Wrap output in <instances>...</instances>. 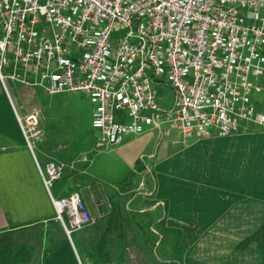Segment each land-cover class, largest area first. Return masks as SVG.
<instances>
[{"label":"built area","instance_id":"built-area-1","mask_svg":"<svg viewBox=\"0 0 264 264\" xmlns=\"http://www.w3.org/2000/svg\"><path fill=\"white\" fill-rule=\"evenodd\" d=\"M117 29L125 31L113 49ZM6 81L47 95L83 92L96 147L147 127L165 133L164 124L182 145L264 127L251 98L264 91V0H0L5 92ZM161 85L173 92L168 108L157 101ZM15 116L25 138L39 132L34 113L23 123ZM40 175L48 190L62 165L49 161ZM51 202L67 237L95 220L77 190ZM126 245L118 264H137Z\"/></svg>","mask_w":264,"mask_h":264},{"label":"crops","instance_id":"crops-1","mask_svg":"<svg viewBox=\"0 0 264 264\" xmlns=\"http://www.w3.org/2000/svg\"><path fill=\"white\" fill-rule=\"evenodd\" d=\"M10 84L16 91L14 99L17 103L21 100L18 106L21 114L12 107L9 95H6L7 102L0 90V234L5 236V231L37 223L49 244V238L60 231L51 198L58 199L77 190L84 201L85 189L89 198L93 194L96 199L108 201L105 198L108 195L113 201L123 197L127 188L119 189L120 184L107 187L97 165L91 166L89 152L97 149V131L90 127L91 107L87 118L95 139L92 142L90 137L87 140L83 137L80 141L71 135V123L44 117L45 113L32 97L51 95L23 85L18 90V84ZM263 93L251 94L258 110H264ZM85 98L88 100L86 95ZM30 113L36 115L39 132L25 138L15 115L23 123V118ZM153 130L157 129L147 127L141 133L127 134L114 146L135 148L123 158L124 164L135 170L142 167V171L147 169L151 173L153 184L143 190L145 200L150 209H160L158 214L153 210L147 213L158 217L151 220H160V229L172 227L190 234L182 249L180 264H264V127L248 124L245 132L189 140L179 149L181 156L158 169H153L157 162L143 167L136 160L143 158V151L151 144ZM163 159L166 157L160 161ZM49 161L62 165V175L47 190L40 170ZM156 202L162 205L156 206ZM119 203L122 206L121 200ZM76 230L69 237L64 234L65 238L57 239L46 251L40 252L37 261L21 255L20 262H89L83 248H79ZM140 252L136 248L138 264H154L158 260L148 258V261ZM121 254H124L122 249H112L109 258L115 260L112 255ZM18 263L17 257L13 264Z\"/></svg>","mask_w":264,"mask_h":264},{"label":"rangeland","instance_id":"rangeland-1","mask_svg":"<svg viewBox=\"0 0 264 264\" xmlns=\"http://www.w3.org/2000/svg\"><path fill=\"white\" fill-rule=\"evenodd\" d=\"M124 31L125 29H117L112 31L110 40L113 49L115 48L117 39L122 36ZM146 73L149 74L148 69L146 70ZM18 86V90H20L22 86L20 84H18ZM5 87L6 92L3 91L2 87H0L1 92L5 96L7 102L8 99L6 95H9L12 107L18 114H21V110L18 108L21 100H18L17 103V100L14 99V94L16 91L11 88L12 86L9 81L5 82ZM155 92L159 104L162 105L163 108H168L172 101L173 92L171 88H169L167 85H161L155 88ZM259 96H261V94ZM259 96L256 95V98ZM32 97H34L33 101L40 106V111L45 113L44 117L57 118L63 120L65 123H71V135L77 140L81 141L83 137L84 140H87L90 137L91 141H94L96 134L90 130L89 121L87 118V110L89 107H91V104L89 100H86L85 94L83 92L65 91L51 96L37 94L36 96L33 95ZM27 102L30 104L31 101L29 100ZM74 121L79 122L80 125L77 126L73 123ZM163 127L166 128L165 133H160L157 130L152 131V142L149 146H147V148H145V151H143L144 153L141 155L143 158H136L139 165L141 163L143 167H147L150 166L151 163L157 162L156 165L153 166V169H158L165 166L166 164H169L170 162H173L176 157L182 155L179 154V149L183 148L184 146L180 144V132L173 125L164 124ZM78 128L79 131H77ZM132 149L135 150V148L131 147L126 149L124 146L118 149L113 145L110 147H97L94 152H89L91 166L97 165L99 172L103 176L105 185L110 187L120 184L118 185L119 189L126 186L127 193L124 194L123 197H118L113 201L112 197L107 195L108 197L106 196L105 198H107L108 201H102L101 199H96L93 194L92 197L89 198L88 193L85 191V189H83V193L85 195L87 194L84 203L90 214L95 216V220L93 223L88 225V229H84V227H82L76 230V235L80 237V242L78 244L79 248H88L87 246L90 241L94 242L93 236L95 232H100V228L97 226V224H103V220L107 218L113 208L116 214H118L117 220L119 226L116 224V226H114L110 231L106 232L103 239L106 243V246H108L107 248H114V250H116V248H123L124 250L126 244L131 246L133 244V246L135 245V248H139V250H141V257L143 256L148 261V258L151 260L158 259L157 261L154 260V264H178L181 256L180 250L185 248V244L190 239V234L180 230L181 233L179 237H167L166 242L162 243L161 240L159 241L160 238L158 237L159 233H162L163 231V229H160L159 223L156 222L157 227L154 226L157 232L149 230V226L154 224L153 220L157 219L158 217L156 218V215L154 214L152 217L147 214L153 209H150L148 202L145 200L143 190H148L152 186L153 179L151 173L147 169L142 171V167H138L135 170L127 167L124 164L123 158L131 153ZM126 151L128 153H126ZM164 157H166V159L160 161ZM124 178L125 180L121 181ZM140 182L142 184L141 187H139ZM120 200L122 202V206L119 203ZM125 207H127V209ZM143 208L146 209V214L141 215L137 212H134V210H141ZM153 212L158 214L160 213V209L156 208L153 210ZM97 213H103V215H97ZM142 216L147 218V220L145 221V218ZM152 218L153 220H151ZM59 224L60 231H58L56 236L49 238V244L46 243L42 228H40L39 225L37 226V223L30 226L19 227L16 229V231L15 229L5 231V236L0 234V249H10L11 251H9V253H15L16 257L10 262V264H13L17 260V257L19 262L18 264H23L20 262L22 261L20 258L21 255L31 257L33 262L37 261L40 252L46 251V249L50 245L54 244L57 239L65 238V236L67 237L60 222ZM62 234L63 236L65 234V236H61ZM175 239L177 241L176 244L174 243ZM177 250H179V253H177ZM20 251L26 253L24 254ZM125 254L126 253L124 251V258L122 260L126 259ZM112 256L117 257L116 255ZM147 260L146 262H148ZM109 261L115 262L116 264L120 262L114 259ZM91 262L90 264H103ZM110 262H106V264H109Z\"/></svg>","mask_w":264,"mask_h":264},{"label":"trees","instance_id":"trees-1","mask_svg":"<svg viewBox=\"0 0 264 264\" xmlns=\"http://www.w3.org/2000/svg\"><path fill=\"white\" fill-rule=\"evenodd\" d=\"M134 212H137L138 214H141V215L147 213V212H145L143 210H141V211H137V210L135 211L134 210ZM117 215L118 214H116V212L112 208V211H110V214L107 216V218L105 220H103L104 218L102 219L103 220V224H99V223L97 224L96 223L97 226L100 228V232H95V234L93 236L94 242L90 241V243L87 246L88 248H84L83 249L84 252H85L86 258L90 262L92 261V262H95V263H103L104 264L107 261L111 260V258H109L110 257V252L114 248H112L111 250H110V248H107L108 246H106V243H105L103 238H104L106 232L110 231L114 226H116V224H117V226H119L118 220H117ZM142 217H144V216H142ZM146 220H147V218H145V221ZM159 221L160 220L154 221V224H156V222H159ZM99 222H101V221H99ZM88 225H90V224H88ZM88 225H84L83 226L84 229H88V227H89ZM180 233H181V231L179 229L172 228V227H163V231H162V233L160 235L159 241L161 240L162 243L166 242V238L170 237V236L177 238V237L180 236ZM174 243L175 244L177 243L176 239L174 240ZM9 251H11V250L10 249H6V248L0 249V264H10V262L15 259V257H16L15 253H9ZM122 251L124 253L123 248H122ZM181 251L182 250H180V253H181ZM177 253H179V250H177ZM117 257H118L117 259H116V257H114L115 260L121 261L124 258V255L121 254V255H118ZM92 264H94V263H92ZM178 264H180V259H179V263Z\"/></svg>","mask_w":264,"mask_h":264}]
</instances>
